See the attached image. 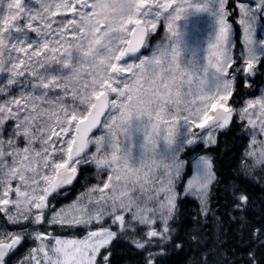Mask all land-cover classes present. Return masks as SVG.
<instances>
[{
  "label": "snow or ice",
  "instance_id": "snow-or-ice-1",
  "mask_svg": "<svg viewBox=\"0 0 264 264\" xmlns=\"http://www.w3.org/2000/svg\"><path fill=\"white\" fill-rule=\"evenodd\" d=\"M35 3L0 0V264L28 239L36 246L20 264H112L121 240L142 264L199 247L179 220L185 155L216 145L239 116L244 174L264 171V88L235 100L238 85L264 74V0H233L231 10L229 0ZM230 18L242 30L238 55ZM92 167L97 183L52 205ZM191 169L183 195L207 216L220 182L213 159L195 156ZM230 195L246 213L247 191L233 184ZM45 225L84 235L61 238ZM244 227V264H264V220Z\"/></svg>",
  "mask_w": 264,
  "mask_h": 264
},
{
  "label": "trees",
  "instance_id": "trees-1",
  "mask_svg": "<svg viewBox=\"0 0 264 264\" xmlns=\"http://www.w3.org/2000/svg\"><path fill=\"white\" fill-rule=\"evenodd\" d=\"M229 4V10H231L233 0H229ZM230 22L233 23V40L237 45L236 50L239 52L241 48L239 28L235 18H230ZM260 78L261 74H257L252 88H244L242 85H238L235 100L239 101L254 95L255 86L259 85L258 80ZM236 106L239 107V105ZM239 122L236 118L230 129L219 134L216 145L210 148L198 147L196 149L197 153L208 155L213 159L214 170L220 182L211 186L207 216L201 214V206L196 199L181 194L179 220L184 234L195 233L200 237V246L186 244L183 252L170 255L168 264H196V261L203 257L204 251L209 253V264H225V262L226 264H244L250 244L249 233L244 224L258 223L264 220V179H261L264 177V171L257 168L253 176L244 174L242 161L247 159L244 153L249 138L242 134L238 127ZM86 175L88 176L87 185L85 184ZM186 178L187 173L183 176V182ZM96 182L95 169L92 167L88 173L80 176L71 191L63 192L61 196L52 201V205L59 208L71 203L86 190V187ZM233 184L239 185L250 196L251 203L246 213L238 212L234 208L230 195ZM44 230L60 237L79 238L84 235L83 230L62 229L47 225L44 226ZM28 245L31 243L26 240L19 250L11 256L12 260H17L27 254ZM111 259L112 264H142V256L133 246L123 240L115 244Z\"/></svg>",
  "mask_w": 264,
  "mask_h": 264
},
{
  "label": "rangeland",
  "instance_id": "rangeland-1",
  "mask_svg": "<svg viewBox=\"0 0 264 264\" xmlns=\"http://www.w3.org/2000/svg\"><path fill=\"white\" fill-rule=\"evenodd\" d=\"M28 2H30L31 4H32V6L34 7V8H38L39 7V5L38 4H36L35 3V0H28ZM68 15H70V14H68ZM57 20H59V17H57L56 18ZM238 24V23H237ZM56 25H54V27H55ZM238 26H239V24H238ZM239 29H240V33H239V35H240V40H241V36H242V30H241V28H240V26H239ZM262 32H264V23H262L261 24V26L260 25H258L257 24V29H256V35H257V38H260V36H261V33ZM164 36V29H163V27H161L160 29H159V37L157 38V39H160V38H162ZM153 43H156V40L153 42ZM235 43V42H234ZM241 45V44H240ZM241 47H242V45H241ZM241 49V48H240ZM240 49H239V51H240ZM238 54H239V52H237ZM145 54H148V53H145ZM262 88H264V76H263V82H262V85H261V88L258 90V93H257V96H259L260 95V93H261V89ZM57 91H59V90H57ZM70 99V98H69ZM238 118H239V116H237ZM100 134V132L97 134V135H99ZM249 138V137H248ZM260 139H264V137H260ZM201 145H203V144H201ZM22 146V145H21ZM204 146V145H203ZM95 149H94V147H93V151H94ZM198 155H201V154H198V153H195L194 151H192V153L190 154V155H188V156H186V157H184L185 158V160L187 161V164H186V167H185V173H184V175L187 173V178L184 180V182L183 183H186V181H187V179L188 178H190V176H191V173H192V169H191V162H192V158L193 157H195V156H198ZM250 160V159H249ZM250 163H251V160H250ZM94 169H95V167H93ZM95 172H96V169H95ZM183 179V178H182ZM97 183V182H96ZM183 183L181 184V186H180V190H181V194L183 195ZM80 195V194H79ZM78 195V196H79ZM184 196V195H183ZM188 197H190V198H192V199H196L199 203H200V201L194 196V195H191V194H189V195H187ZM67 205V204H66ZM64 206V205H63ZM62 207V206H61ZM60 208V207H59ZM59 208H57V209H59ZM49 215H51V213H49ZM61 238H70V237H61ZM29 240V242H32L33 243V247H35L36 246V244L31 240V239H28ZM25 258V257H24ZM23 258V259H24ZM22 259V260H23ZM18 264H20V262L18 263Z\"/></svg>",
  "mask_w": 264,
  "mask_h": 264
},
{
  "label": "flooded vegetation",
  "instance_id": "flooded-vegetation-1",
  "mask_svg": "<svg viewBox=\"0 0 264 264\" xmlns=\"http://www.w3.org/2000/svg\"><path fill=\"white\" fill-rule=\"evenodd\" d=\"M262 23H264V17H260L257 24L261 26Z\"/></svg>",
  "mask_w": 264,
  "mask_h": 264
},
{
  "label": "water",
  "instance_id": "water-1",
  "mask_svg": "<svg viewBox=\"0 0 264 264\" xmlns=\"http://www.w3.org/2000/svg\"><path fill=\"white\" fill-rule=\"evenodd\" d=\"M252 0H244V2L246 3V2H251ZM95 131V130H94ZM98 131H95V134L97 133ZM75 184V183H74ZM72 186H70V187H68V188H66L65 190H67V189H70Z\"/></svg>",
  "mask_w": 264,
  "mask_h": 264
},
{
  "label": "bare ground",
  "instance_id": "bare-ground-1",
  "mask_svg": "<svg viewBox=\"0 0 264 264\" xmlns=\"http://www.w3.org/2000/svg\"><path fill=\"white\" fill-rule=\"evenodd\" d=\"M6 264H9V262H6Z\"/></svg>",
  "mask_w": 264,
  "mask_h": 264
}]
</instances>
